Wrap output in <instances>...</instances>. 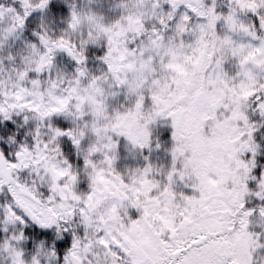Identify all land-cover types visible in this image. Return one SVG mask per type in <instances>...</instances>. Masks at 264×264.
<instances>
[{
	"label": "clouds",
	"instance_id": "clouds-1",
	"mask_svg": "<svg viewBox=\"0 0 264 264\" xmlns=\"http://www.w3.org/2000/svg\"><path fill=\"white\" fill-rule=\"evenodd\" d=\"M262 21L264 0H0V264H132L189 218L210 259L264 264Z\"/></svg>",
	"mask_w": 264,
	"mask_h": 264
},
{
	"label": "snow or ice",
	"instance_id": "snow-or-ice-1",
	"mask_svg": "<svg viewBox=\"0 0 264 264\" xmlns=\"http://www.w3.org/2000/svg\"><path fill=\"white\" fill-rule=\"evenodd\" d=\"M25 6H27L25 4ZM27 14V13H26ZM264 24V21H262ZM173 128L178 127V123L174 121ZM177 136L176 132H173V138ZM208 183H211L209 181ZM264 215V212L261 213ZM147 215V212H146ZM186 226H181L179 236L175 239L174 244H167L163 241H153L149 237H144L139 246L136 243L133 244L134 248H138L143 252V249H155L150 252L143 253V258H134L132 264H224L219 259H210L208 255V248L202 247L205 243V238L202 234L203 225L194 224L191 219L185 221ZM135 230L136 224L133 225ZM174 236L176 235V229H173ZM199 235V239L197 236ZM160 248L166 250L167 255L159 251Z\"/></svg>",
	"mask_w": 264,
	"mask_h": 264
},
{
	"label": "trees",
	"instance_id": "trees-1",
	"mask_svg": "<svg viewBox=\"0 0 264 264\" xmlns=\"http://www.w3.org/2000/svg\"><path fill=\"white\" fill-rule=\"evenodd\" d=\"M29 19H31V17ZM54 121L61 127H66L67 126L62 121V119H60V118H55L54 117ZM3 126H6L8 129H14V125H13V123L11 121H3L2 124H0V127H3ZM169 136H170V130H165L163 132V135H162L161 138H162V140L167 141L169 139ZM261 159H264V156H262ZM256 174L257 175L259 174V169H256ZM26 231H27V229H26ZM67 243H68L67 239L65 241L58 242L59 247H61V248L65 247L67 245Z\"/></svg>",
	"mask_w": 264,
	"mask_h": 264
}]
</instances>
